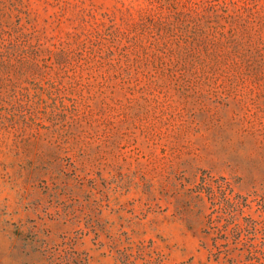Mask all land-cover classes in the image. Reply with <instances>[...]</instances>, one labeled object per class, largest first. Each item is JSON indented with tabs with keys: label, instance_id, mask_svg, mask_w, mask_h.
<instances>
[{
	"label": "rangeland",
	"instance_id": "374dc122",
	"mask_svg": "<svg viewBox=\"0 0 264 264\" xmlns=\"http://www.w3.org/2000/svg\"><path fill=\"white\" fill-rule=\"evenodd\" d=\"M0 264H264V0H0Z\"/></svg>",
	"mask_w": 264,
	"mask_h": 264
}]
</instances>
